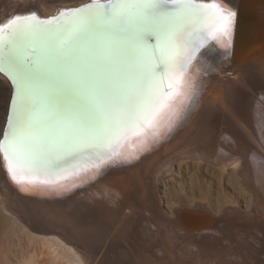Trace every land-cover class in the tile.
I'll use <instances>...</instances> for the list:
<instances>
[{"label":"bare ground","instance_id":"1","mask_svg":"<svg viewBox=\"0 0 264 264\" xmlns=\"http://www.w3.org/2000/svg\"><path fill=\"white\" fill-rule=\"evenodd\" d=\"M91 2L0 0V24ZM216 3L237 23L201 49L187 114L117 146L101 176L18 183L0 154V264H264V0ZM12 92L0 72V139ZM150 149L140 188H120Z\"/></svg>","mask_w":264,"mask_h":264},{"label":"snow or ice","instance_id":"2","mask_svg":"<svg viewBox=\"0 0 264 264\" xmlns=\"http://www.w3.org/2000/svg\"><path fill=\"white\" fill-rule=\"evenodd\" d=\"M236 13L216 0H92L0 24V72L12 81L0 154L13 181L95 168L193 102L201 49Z\"/></svg>","mask_w":264,"mask_h":264},{"label":"rangeland","instance_id":"3","mask_svg":"<svg viewBox=\"0 0 264 264\" xmlns=\"http://www.w3.org/2000/svg\"><path fill=\"white\" fill-rule=\"evenodd\" d=\"M236 23H237V19H236V15H235V17L233 18V22H232V25H233V29H235V26H236ZM199 91V88H198V90H197V92ZM197 92H196V94H195V96H194V99L197 97ZM193 99V100H194ZM192 104V103H191ZM191 104L188 106V108H187V110L185 111V113L184 114H187V112H188V110H189V108H190V106H191ZM183 119V118H182ZM176 125V124H175ZM175 125L173 126V127H175ZM166 136L167 135H170L169 133H167V134H165ZM158 143L159 142H155V145H158ZM154 150L155 149H150V150H147L141 157H140V162H139V164L138 165H135L137 168V170H135V171H132V172H134V173H136V174H134L133 175V177H132V180H130V181H128L127 182V184H125V185H123V186H119L120 188H122V189H128V188H130L131 187V189H134V190H137V188L139 189L140 187H138L139 185H138V176H137V172L136 171H139L140 169V166L142 165V164H144L145 163V160L147 159V157H148V155L149 154H151V153H153L154 152ZM140 172V171H139ZM136 177V178H135ZM136 179V180H135ZM137 181V182H136ZM110 182V181H109ZM108 182V180H106L105 182H100V183H98V184H96V185H99V186H103V185H106V184H108L109 183ZM136 183V184H134L133 185V187L134 188H132V186H131V183ZM151 183V182H150ZM128 185H130L129 187H128ZM150 185V184H149ZM148 185V186H149ZM149 190H150V188H149ZM118 191V190H117ZM116 191V189H114L113 190V192H116V193H118V195L120 196V198H123V196L121 197V193L120 192H117ZM108 192V193H107ZM106 193H99L97 190L96 191H93V192H91V191H89L88 193L89 194H92V195H95L97 198H103V197H105V196H108V195H110L111 193H110V191H107Z\"/></svg>","mask_w":264,"mask_h":264}]
</instances>
